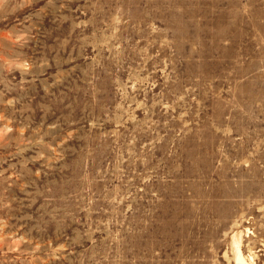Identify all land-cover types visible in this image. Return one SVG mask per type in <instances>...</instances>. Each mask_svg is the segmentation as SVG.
Masks as SVG:
<instances>
[{
    "label": "rangeland",
    "instance_id": "374dc122",
    "mask_svg": "<svg viewBox=\"0 0 264 264\" xmlns=\"http://www.w3.org/2000/svg\"><path fill=\"white\" fill-rule=\"evenodd\" d=\"M264 264V0H0V264Z\"/></svg>",
    "mask_w": 264,
    "mask_h": 264
},
{
    "label": "bare ground",
    "instance_id": "6f19581e",
    "mask_svg": "<svg viewBox=\"0 0 264 264\" xmlns=\"http://www.w3.org/2000/svg\"><path fill=\"white\" fill-rule=\"evenodd\" d=\"M240 234V233H239ZM235 233L231 240V249L235 264H255L251 257H245L241 248V236Z\"/></svg>",
    "mask_w": 264,
    "mask_h": 264
}]
</instances>
